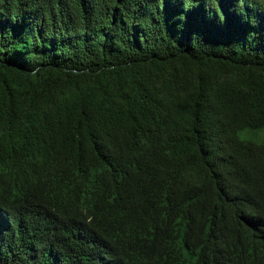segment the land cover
<instances>
[{"label":"trees","instance_id":"1","mask_svg":"<svg viewBox=\"0 0 264 264\" xmlns=\"http://www.w3.org/2000/svg\"><path fill=\"white\" fill-rule=\"evenodd\" d=\"M0 264H264V0H0Z\"/></svg>","mask_w":264,"mask_h":264},{"label":"clouds","instance_id":"2","mask_svg":"<svg viewBox=\"0 0 264 264\" xmlns=\"http://www.w3.org/2000/svg\"><path fill=\"white\" fill-rule=\"evenodd\" d=\"M93 243L95 245V247L100 250L102 248V246L104 245L105 242L109 243L108 249L106 251L104 255V258L111 261V262H115L116 260H118L121 256V252H122V246L120 245L119 242H115L114 239H112L111 237H108L106 235V233L99 231L97 234L94 233L93 237H92ZM121 251V252H120ZM109 257H106L108 256ZM124 255L126 253H123Z\"/></svg>","mask_w":264,"mask_h":264}]
</instances>
